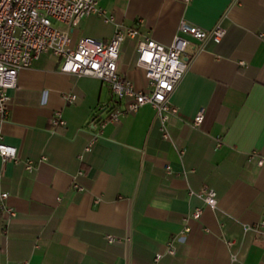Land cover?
Segmentation results:
<instances>
[{
  "label": "crops",
  "instance_id": "crops-1",
  "mask_svg": "<svg viewBox=\"0 0 264 264\" xmlns=\"http://www.w3.org/2000/svg\"><path fill=\"white\" fill-rule=\"evenodd\" d=\"M98 2L113 21L92 13L61 26L74 44L109 40L117 24L138 28L118 66L139 89L141 39L169 45L183 20L227 30L218 42L189 36L169 136L151 103L101 127L115 101L109 84L61 70L60 56L20 69L2 123L17 159L0 154V264H264V0ZM57 111L65 124H54Z\"/></svg>",
  "mask_w": 264,
  "mask_h": 264
},
{
  "label": "built area",
  "instance_id": "built-area-1",
  "mask_svg": "<svg viewBox=\"0 0 264 264\" xmlns=\"http://www.w3.org/2000/svg\"><path fill=\"white\" fill-rule=\"evenodd\" d=\"M92 13L102 15L106 21L114 20V15L98 0H0V154L5 160L17 159V147L4 140L2 130V123L9 113L10 90L17 86L20 69L31 66L41 54L51 52L60 56L61 70L65 72L93 75L109 84L115 101L109 115L99 121L101 127L108 120H118L122 114L151 103L161 120L163 134L169 136L166 122L176 111L170 96L188 68L183 54L190 43L189 36L218 42L227 30L221 23L205 29L183 20L179 27L181 33L169 45L149 36L141 39L138 43V64L145 68L148 87L139 89L133 80L121 74L118 66L124 39L126 36H137L138 28L117 24L109 40L86 35L74 44L69 29L58 25L62 23L73 28ZM76 98L75 93L66 94L70 102ZM204 113V109L199 110L196 123L203 120ZM53 121L55 125L65 124L60 111L56 112ZM93 123H96L95 119ZM98 136L99 133H94L87 150L91 149ZM251 155L255 157L256 152ZM258 162L262 163L263 158L260 157ZM27 168H34L31 160L27 162ZM201 192L207 204L216 206L218 198L214 188L203 186ZM5 196L7 192L1 195L2 198ZM200 212L199 208L195 214Z\"/></svg>",
  "mask_w": 264,
  "mask_h": 264
},
{
  "label": "rangeland",
  "instance_id": "rangeland-1",
  "mask_svg": "<svg viewBox=\"0 0 264 264\" xmlns=\"http://www.w3.org/2000/svg\"><path fill=\"white\" fill-rule=\"evenodd\" d=\"M58 25H63L62 23H58Z\"/></svg>",
  "mask_w": 264,
  "mask_h": 264
}]
</instances>
